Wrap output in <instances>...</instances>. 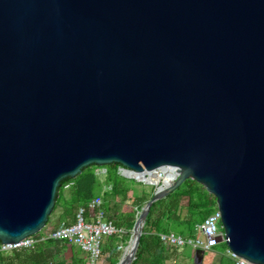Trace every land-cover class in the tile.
I'll return each instance as SVG.
<instances>
[{"label":"water","instance_id":"1","mask_svg":"<svg viewBox=\"0 0 264 264\" xmlns=\"http://www.w3.org/2000/svg\"><path fill=\"white\" fill-rule=\"evenodd\" d=\"M111 163L175 170L115 264L187 178L227 248L264 264V0H0V243L45 226L63 179Z\"/></svg>","mask_w":264,"mask_h":264},{"label":"trees","instance_id":"2","mask_svg":"<svg viewBox=\"0 0 264 264\" xmlns=\"http://www.w3.org/2000/svg\"><path fill=\"white\" fill-rule=\"evenodd\" d=\"M97 167L106 168L104 181L98 177L95 171ZM118 167V163L102 166L89 165L75 177L63 179L57 189L55 203L45 225L56 210H58V218L52 229L72 222L80 205L99 196L106 216L112 219L117 227L132 228L135 220L133 213L124 215L119 212L117 214L119 205L115 202V196L121 195L125 198L127 192L132 189L126 183L127 178L118 171ZM69 183L68 188L64 189V186ZM151 195V191L145 190L134 193L136 209L139 210ZM184 195L188 198L185 205L186 214L180 216L179 208L182 206L181 199ZM215 206L214 196L199 182L192 178L185 179L173 191L151 204L142 228L135 258L131 264H140L144 254L148 255L146 258L150 264H163L167 257V247L160 241L158 233L172 231L174 228L176 233L182 236L195 235L196 225L202 222ZM129 236V232H125L123 236H118V234L107 236L103 243L100 263L115 264L118 258L112 254L120 248L116 241L124 242L129 239ZM50 247H53V252L48 250ZM67 250L66 255L64 251L67 252ZM0 264H87V258L86 253L77 245L64 239L46 238L36 241L31 247L8 251L0 250Z\"/></svg>","mask_w":264,"mask_h":264},{"label":"built area","instance_id":"3","mask_svg":"<svg viewBox=\"0 0 264 264\" xmlns=\"http://www.w3.org/2000/svg\"><path fill=\"white\" fill-rule=\"evenodd\" d=\"M118 171L123 176L128 172L130 176L138 178L136 175L138 172L127 171L121 165H119ZM219 224H221V213L215 206L213 211L196 225V233L198 234L196 238L192 236L183 237L174 231L160 232L158 235L160 241L166 246L181 247L184 244H190L194 249L202 248L206 250L219 242L226 241L223 230L218 229ZM121 231L122 228L117 227L113 220L106 216V212L102 208L101 198L95 196L86 204L77 208L72 222L64 223L36 237L34 235L26 236L18 243H0V250L8 251L31 247L36 241L46 238L64 239L79 246L86 253L87 264H98L105 238ZM227 252L234 258L236 264H252L246 259L235 255L228 248Z\"/></svg>","mask_w":264,"mask_h":264},{"label":"rangeland","instance_id":"4","mask_svg":"<svg viewBox=\"0 0 264 264\" xmlns=\"http://www.w3.org/2000/svg\"><path fill=\"white\" fill-rule=\"evenodd\" d=\"M95 171L98 174V177L100 178L101 181H104L105 179V175L104 172L106 171L105 167H97L95 168ZM126 183L128 185H130V187L132 189H130L125 198L122 197L121 195H117L115 196V202L118 203L119 205V209L117 214H127V213H133L134 216L137 213V209L135 207V199H134V193H140L141 191L145 190L147 192H153L154 190V185L151 184L150 182H143V181H139L136 179L131 180V178L126 177ZM160 183V182H159ZM70 185V183L68 185L64 186V189H67L68 186ZM188 202V198L187 196H183L181 199V208H179V215L180 216H184L186 214V208L185 205ZM57 218H58V210H56L53 215L51 216L50 221L38 232L36 233V235H40L43 233H47L48 231H50L54 225L57 222ZM218 229L221 231L223 230L222 224H219ZM172 231L176 232V230L173 228ZM125 232H129L130 236L132 233V228H127L126 226L122 227V231L118 233V236H123L125 234ZM35 235V234H33ZM196 235H198L197 233L195 235H192L193 238H196ZM129 236V238H130ZM186 237V236H183ZM129 239L125 240L124 242H121L120 240L116 241V244H118L120 246V248L112 254V256L116 257V258H120L123 248L126 245V243L128 242ZM104 243V242H103ZM166 246V245H165ZM167 250V257L166 259H164L163 264H197L193 261V251L194 248L192 245L190 244H184L181 247H173V246H166ZM226 247V243L225 242H219L218 244L212 246L208 251H206V253L208 252H223V250ZM103 248V247H102ZM49 251H54L53 247L48 248ZM103 250V249H102ZM64 253L67 255V252L64 251ZM146 254H144V258L140 261V264H150L148 261V258H146ZM98 264L100 263V260L98 262ZM201 264V263H200Z\"/></svg>","mask_w":264,"mask_h":264},{"label":"bare ground","instance_id":"5","mask_svg":"<svg viewBox=\"0 0 264 264\" xmlns=\"http://www.w3.org/2000/svg\"><path fill=\"white\" fill-rule=\"evenodd\" d=\"M174 173H175V170L173 168H169V169L148 171L146 173H143V172L137 173L136 175L138 176L140 180L144 182H157V184L159 185L161 183V180L163 181L164 184L171 183V178ZM132 239L128 240V242L124 246L121 257L122 256L126 257L128 256V254H130V250L132 247Z\"/></svg>","mask_w":264,"mask_h":264},{"label":"crops","instance_id":"6","mask_svg":"<svg viewBox=\"0 0 264 264\" xmlns=\"http://www.w3.org/2000/svg\"><path fill=\"white\" fill-rule=\"evenodd\" d=\"M209 249H206L208 251ZM203 250L201 264H236L234 258L227 252V246L223 252H208Z\"/></svg>","mask_w":264,"mask_h":264}]
</instances>
